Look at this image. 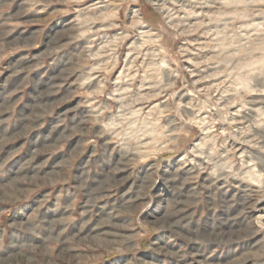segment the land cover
<instances>
[{
    "label": "rangeland",
    "instance_id": "obj_1",
    "mask_svg": "<svg viewBox=\"0 0 264 264\" xmlns=\"http://www.w3.org/2000/svg\"><path fill=\"white\" fill-rule=\"evenodd\" d=\"M0 264H264V0H0Z\"/></svg>",
    "mask_w": 264,
    "mask_h": 264
},
{
    "label": "bare ground",
    "instance_id": "obj_2",
    "mask_svg": "<svg viewBox=\"0 0 264 264\" xmlns=\"http://www.w3.org/2000/svg\"><path fill=\"white\" fill-rule=\"evenodd\" d=\"M135 17L137 16V14L134 12V14H133ZM135 24H139L140 23V20L139 19H136L135 21ZM164 65V64H163ZM165 67H166V65H165ZM166 84H168V83H166Z\"/></svg>",
    "mask_w": 264,
    "mask_h": 264
}]
</instances>
